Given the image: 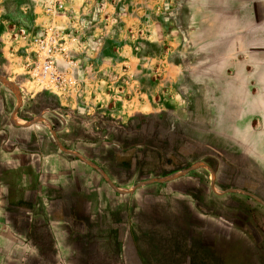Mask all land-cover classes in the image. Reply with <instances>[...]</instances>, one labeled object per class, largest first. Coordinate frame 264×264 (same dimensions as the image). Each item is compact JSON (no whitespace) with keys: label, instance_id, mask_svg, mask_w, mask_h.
<instances>
[{"label":"crops","instance_id":"crops-1","mask_svg":"<svg viewBox=\"0 0 264 264\" xmlns=\"http://www.w3.org/2000/svg\"><path fill=\"white\" fill-rule=\"evenodd\" d=\"M47 25L76 39V84L56 94L67 108L35 114L52 92L13 34ZM133 117L201 156L155 174L143 122L112 138ZM148 220L170 223L178 264H264V0H0V259L30 257L46 231L65 264L79 249L119 260Z\"/></svg>","mask_w":264,"mask_h":264},{"label":"rangeland","instance_id":"rangeland-1","mask_svg":"<svg viewBox=\"0 0 264 264\" xmlns=\"http://www.w3.org/2000/svg\"><path fill=\"white\" fill-rule=\"evenodd\" d=\"M56 96L57 95L55 92L48 93L47 95L43 94L40 97L34 96L32 99H30V107L32 109V112L36 114L39 112L38 110L42 107H48L50 108V110L57 109L59 107L67 108L68 103L66 105H60V102L58 101ZM66 116L69 123L73 122L70 120V114H66ZM74 117L78 118L81 122H84V125L98 122L110 123L112 125L117 124V121L114 120L116 117L113 115H110L109 117L106 115L102 116L80 114L74 115ZM154 119V117H147L140 120L139 117H133L127 124V134L111 130L112 138L116 137L117 139L119 138L124 141L126 138L128 141L130 140V143H132L133 140L139 139L140 133L137 134L134 132H130V129H132L136 125V123H139L140 121L143 122L144 136L148 140L152 141L154 144H157V148H155L154 150L156 154L151 156V159H153L154 161L152 163L156 165L155 174L157 175H166L170 171L173 165L172 159H174L175 161L177 160L179 163H182L181 156L184 154L186 155V153H189L191 155L192 158L190 159H198L201 156H198L200 148L196 144L191 147L178 145L182 141L181 136L178 137L172 135V145L170 146V134H172V132H170V128L167 126L166 121L161 123V128H158L157 124H153L155 123ZM193 122L197 123L198 121L196 122V120H194ZM192 124L194 123H191V129H194L195 127ZM82 133L85 132L82 131ZM191 133L192 138L197 137V133H193V130H191ZM185 162L189 164L186 159ZM152 221L153 226L151 227V220H148V226H150V233L145 236L142 240H139L140 242L138 244L128 242L127 248L125 249L126 251L123 250V254L120 257L121 259H87L86 255L88 252L79 249V251L76 252V256L74 255V258L70 259L71 264H178V262L182 260H176L171 257L172 255L170 256V238L172 239V236L170 237V223L168 222L167 224L166 220ZM45 232L46 231L43 232L44 235L42 238L46 242L40 243V247L38 246L39 244H33V247L31 248L32 251L30 257L20 260H18V258L14 260L0 259V264H65L64 260L57 257V247L52 242L51 238L46 235ZM78 246L81 248L85 247L84 244H78ZM226 255L228 256L229 252H226Z\"/></svg>","mask_w":264,"mask_h":264},{"label":"built area","instance_id":"built-area-1","mask_svg":"<svg viewBox=\"0 0 264 264\" xmlns=\"http://www.w3.org/2000/svg\"><path fill=\"white\" fill-rule=\"evenodd\" d=\"M64 11L63 4L47 6V16ZM14 39L27 41L25 67L29 78L44 89L64 94L76 84L73 70L77 66L73 46L76 39L55 25H47L35 32L23 28L14 29Z\"/></svg>","mask_w":264,"mask_h":264}]
</instances>
